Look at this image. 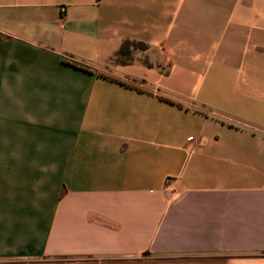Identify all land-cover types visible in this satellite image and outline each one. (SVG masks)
I'll return each mask as SVG.
<instances>
[{
    "label": "crops",
    "instance_id": "1",
    "mask_svg": "<svg viewBox=\"0 0 264 264\" xmlns=\"http://www.w3.org/2000/svg\"><path fill=\"white\" fill-rule=\"evenodd\" d=\"M0 264H264V0H0Z\"/></svg>",
    "mask_w": 264,
    "mask_h": 264
},
{
    "label": "built area",
    "instance_id": "2",
    "mask_svg": "<svg viewBox=\"0 0 264 264\" xmlns=\"http://www.w3.org/2000/svg\"><path fill=\"white\" fill-rule=\"evenodd\" d=\"M64 11V8H61V12H63Z\"/></svg>",
    "mask_w": 264,
    "mask_h": 264
}]
</instances>
